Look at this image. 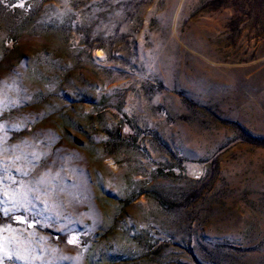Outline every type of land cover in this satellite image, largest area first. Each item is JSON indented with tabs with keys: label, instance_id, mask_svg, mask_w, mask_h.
<instances>
[{
	"label": "rangeland",
	"instance_id": "obj_1",
	"mask_svg": "<svg viewBox=\"0 0 264 264\" xmlns=\"http://www.w3.org/2000/svg\"><path fill=\"white\" fill-rule=\"evenodd\" d=\"M0 264H264V0H3Z\"/></svg>",
	"mask_w": 264,
	"mask_h": 264
},
{
	"label": "snow or ice",
	"instance_id": "obj_2",
	"mask_svg": "<svg viewBox=\"0 0 264 264\" xmlns=\"http://www.w3.org/2000/svg\"><path fill=\"white\" fill-rule=\"evenodd\" d=\"M2 2H3V0H0V3H2ZM20 6L23 7V4H21Z\"/></svg>",
	"mask_w": 264,
	"mask_h": 264
},
{
	"label": "bare ground",
	"instance_id": "obj_3",
	"mask_svg": "<svg viewBox=\"0 0 264 264\" xmlns=\"http://www.w3.org/2000/svg\"><path fill=\"white\" fill-rule=\"evenodd\" d=\"M97 52L96 53H99L100 51L99 50H96ZM99 55V54H98Z\"/></svg>",
	"mask_w": 264,
	"mask_h": 264
}]
</instances>
